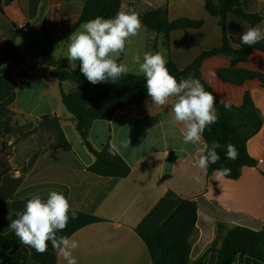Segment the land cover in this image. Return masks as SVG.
Masks as SVG:
<instances>
[{"label": "crops", "instance_id": "1", "mask_svg": "<svg viewBox=\"0 0 264 264\" xmlns=\"http://www.w3.org/2000/svg\"><path fill=\"white\" fill-rule=\"evenodd\" d=\"M207 0H122L134 9L139 18L150 9L166 7L170 21L202 20L200 30L174 32L166 38L151 34L142 24L138 35L126 45L121 60L129 73L141 75L133 56L141 62L145 52H161L183 70L201 53L222 44L219 19L206 11ZM85 0H0V70H13L16 99L12 105L15 134L20 139L15 156L10 159L13 172L0 182V237L14 233L8 228L16 213L23 211L28 199L40 195L46 199L51 191L63 193L70 203L69 221L57 236L75 239L79 247L73 256L78 264H153L158 249L155 242L138 232L141 222L169 191L179 198L196 202L198 221L192 236V264H215L217 253L212 250L218 236L244 227L264 231V85L258 79L236 86L222 81L218 72L229 69L232 60L215 56L205 60L201 76L217 99L240 106L250 93L262 118L260 130L247 142V151L257 161L245 167L233 180L215 171L212 174L196 167L198 149L205 143L184 144L182 125L168 107H158L144 100L116 112L111 120H97L90 130L89 140L96 151L110 145L130 166L126 178L100 177L89 171L96 156L83 144L73 116L62 103V89L73 85L60 84L46 66L38 73L21 79L27 70L16 64L13 55L34 65L43 56L63 61L70 69L75 63L67 60L69 39H62L80 17ZM246 13L258 14L263 20L257 26L264 29V0H242ZM27 25L29 32L20 30ZM251 27L234 16L228 19L230 38ZM264 41V40H263ZM264 74V52L254 50L246 63L237 66ZM58 119L66 147H59L58 138L49 121ZM2 146H0V151ZM24 170V172H22ZM196 177H199L197 180ZM72 211L76 213L72 217ZM221 229V230H220ZM221 240V239H220ZM215 247L218 250L221 241ZM0 264H66L48 243L44 254L20 243L17 246L0 240ZM233 264H264L251 257H238Z\"/></svg>", "mask_w": 264, "mask_h": 264}, {"label": "trees", "instance_id": "2", "mask_svg": "<svg viewBox=\"0 0 264 264\" xmlns=\"http://www.w3.org/2000/svg\"><path fill=\"white\" fill-rule=\"evenodd\" d=\"M121 4L122 0H85L80 17L62 39L68 40L70 34L76 32L82 23L97 16L114 17ZM205 8L208 14L219 19L223 36L222 44L201 53L183 70L179 69L169 57H166L169 72L178 81L182 78L194 77L201 82L206 91H211L201 76V68L208 58L226 56L232 60V66L218 72L222 81L242 86L248 80L258 79L264 85V74L237 67L246 63L254 50L264 52V41L249 47L242 44L240 38H230L227 34L230 16L248 23L251 27L260 24L263 18L258 14L246 13L242 7V0H207ZM140 20L149 33L163 34L166 38L174 32L187 33L200 30L204 26L202 20L184 18L170 21L166 7L150 9L140 16ZM123 56L124 53L121 54L118 62H121ZM13 59L16 64L23 63L27 67V70L19 72L18 76L21 79L35 75L39 69H42L40 67L46 66L50 75L55 77L61 85L70 83L74 86L70 91L62 89L61 99L66 110L73 116L76 130L83 144L96 156V161L90 166L89 171L100 177L126 178L131 168L125 160L110 145L104 146L101 151H96L90 143L89 135L95 121H109L116 112L137 105L144 100H151L147 95L146 80L143 74L128 73L116 83L109 81L93 85L80 73L78 61L76 62L78 68L70 69L65 62L53 60L48 55L43 56L34 65L24 62L17 54L13 55ZM15 99L13 70L3 68L0 70V133L3 135L15 130L16 124L13 120L15 113L11 110ZM216 101L218 120L205 129L203 140L209 146L213 141H217L222 147L217 149L220 160L210 165L207 172L212 174L215 171L229 168L231 172L226 176L236 180L240 177L243 168L254 167L258 164L248 154L247 142L260 130L262 118L250 93H246L244 102L240 106L230 105V108H225L224 103L220 102L217 97ZM47 121L58 138V146H68L59 120L55 118L49 120L48 117H44L42 125ZM228 144L234 145L238 151L235 160L227 159ZM12 172L9 148L4 144L0 151V182ZM197 221L196 202L181 199L174 192L169 191L138 227V232L152 239L157 246L158 253L153 264H192L190 260L191 239ZM0 240L17 246L18 237L12 233L1 236ZM219 240L221 246L215 250ZM212 250L217 253L215 264H233L238 257H251L264 261V231H254L244 227L234 228L228 231L223 238L218 236Z\"/></svg>", "mask_w": 264, "mask_h": 264}, {"label": "clouds", "instance_id": "3", "mask_svg": "<svg viewBox=\"0 0 264 264\" xmlns=\"http://www.w3.org/2000/svg\"><path fill=\"white\" fill-rule=\"evenodd\" d=\"M141 28L138 13L121 4L114 17L97 16L82 23L76 32L70 34L67 60L70 63L78 61L80 73L93 85L109 81L116 83L130 72L127 64L118 61L121 54L126 52V45L138 35ZM262 40L264 29L260 26L249 27L240 35L241 43L249 47ZM133 62L138 65V72L145 77V87L151 102L164 108L171 102L173 119L183 126V143L200 144L205 129L218 120L216 96L206 91L194 77L178 81L169 72L167 58L161 52H145L142 62L139 54L134 55ZM224 106L231 107L228 103H224ZM221 147L217 141H213L211 146L204 143L198 149L200 155L196 167L206 173L210 165L220 160L217 149ZM226 155L229 160L237 158L238 151L234 145H227ZM218 171L229 175L231 169ZM70 208L69 200L63 193L51 191L46 199L33 195L27 200L24 210L16 213L15 219L9 217L8 228L14 231L20 243L37 253L44 254L50 242L66 264H78L73 256L74 250L79 247L78 242L67 236H57V231L64 230L68 224ZM75 215L72 211L73 218Z\"/></svg>", "mask_w": 264, "mask_h": 264}, {"label": "rangeland", "instance_id": "4", "mask_svg": "<svg viewBox=\"0 0 264 264\" xmlns=\"http://www.w3.org/2000/svg\"><path fill=\"white\" fill-rule=\"evenodd\" d=\"M129 68H135V67L131 66ZM136 68H138V67H136ZM11 110H12V106H11ZM15 116H16V113H15ZM15 116H13V120L15 119ZM14 134H15V132L9 133L7 135H3L0 133V146L5 144L7 146V148H9L10 159H12V157L15 156L16 151H14V149L17 148L19 143H20L19 138L13 137Z\"/></svg>", "mask_w": 264, "mask_h": 264}, {"label": "built area", "instance_id": "5", "mask_svg": "<svg viewBox=\"0 0 264 264\" xmlns=\"http://www.w3.org/2000/svg\"><path fill=\"white\" fill-rule=\"evenodd\" d=\"M20 30H21L22 32H24V33H28V32H29V29H28V26H27V25H22V26L20 27Z\"/></svg>", "mask_w": 264, "mask_h": 264}]
</instances>
